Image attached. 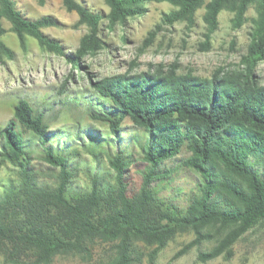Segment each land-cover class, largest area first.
I'll return each instance as SVG.
<instances>
[{
	"label": "trees",
	"instance_id": "16d2710c",
	"mask_svg": "<svg viewBox=\"0 0 264 264\" xmlns=\"http://www.w3.org/2000/svg\"><path fill=\"white\" fill-rule=\"evenodd\" d=\"M104 1L107 15L76 0H61L68 11L77 13L78 23L88 26L75 51L67 52L60 40L43 30L58 25L53 15L31 18L15 0H0V58L14 56L1 38L5 19L22 48L26 37H32L42 49L79 66L80 59L102 48L99 33L105 19L112 27L143 9L140 0ZM156 1L173 8L162 12L143 46L151 43L161 24L184 18L191 22L205 0ZM228 2L234 3L236 25L250 3L257 14L241 58L243 69L217 70L207 78L177 73L173 65L167 71L91 80L87 115L105 123L108 131H84L86 144L78 133L72 140L95 161L105 156L109 171H87L84 186L74 185L78 168L71 155L78 151L72 143L60 131L51 132L43 112L27 100L14 104L11 118L0 128V171L7 172L5 178L0 175V247L6 261L26 257L31 264H47L55 255L82 254L92 242L104 240L112 242L115 251L104 264H131L136 242L155 246L152 263L177 232L193 233L187 249L209 241L211 226L229 227L211 249L198 251L197 258L206 261L229 251L243 232L264 218V85L253 72L264 59V0H208L203 49L209 47L218 13ZM125 120L136 132L129 134L128 146L120 142ZM175 158L198 177L184 208L158 195V182L171 170L164 162ZM133 162L141 176L136 189L129 188Z\"/></svg>",
	"mask_w": 264,
	"mask_h": 264
},
{
	"label": "rangeland",
	"instance_id": "374dc122",
	"mask_svg": "<svg viewBox=\"0 0 264 264\" xmlns=\"http://www.w3.org/2000/svg\"><path fill=\"white\" fill-rule=\"evenodd\" d=\"M92 11L107 15L109 7L104 0H76ZM205 0L189 22L186 18L172 24H161L150 44L143 46V40L155 24L159 23L162 12L173 6L165 1L140 0L141 13L127 17L112 27L106 19L100 26L103 46L93 55H86L74 65L65 57L42 49L32 37H26L22 48L16 35L10 31V23L3 19L6 31L1 36L4 43L14 51L11 59L0 58V128L11 118L13 106L19 99L27 100L34 108L43 112L51 132H61L78 154L71 159L78 171L74 185L84 186L88 181L87 171L106 173L109 171L105 156L97 161L86 152L75 139L76 133L81 141L87 143L84 131L105 133V123L92 120L87 115L86 99L91 97V80L116 73H139L169 70L176 66L177 73L190 72L209 78L215 71L243 69L242 56L246 52L250 34L257 14L253 3L248 5L240 25H236L233 2L226 3L218 13L217 27L211 33L209 47L202 48L206 31L203 14ZM21 12L31 18L44 14L53 15L58 25L43 28L44 32L60 40L67 52H74L80 37L88 31L85 23H78L75 11H68L61 0H15ZM253 72L260 84L264 85V59L258 61ZM90 106V105H89ZM126 131L121 135V145L127 144L129 134H136L128 120ZM134 156H137L134 150ZM180 158L182 154L178 155ZM171 168L169 177L158 182V195L169 203L184 208L188 198L195 191L197 175L178 164V159L164 162ZM133 162L129 167V188L136 189L141 176ZM0 175L7 177L6 169ZM213 237L200 245L187 249L185 245L194 235L190 231H180L172 236L149 262L155 246L142 242L135 244V257L131 264H264V218L243 232L232 244L229 251L206 261L197 258L199 250L211 249L217 238L224 235L229 227L211 226ZM182 250H185L181 252ZM114 244L104 240L92 242L85 253L58 254L47 264H104L114 256ZM0 247V264H31L30 259L22 257L18 261H6Z\"/></svg>",
	"mask_w": 264,
	"mask_h": 264
}]
</instances>
